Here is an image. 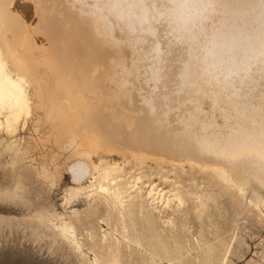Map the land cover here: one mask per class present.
Segmentation results:
<instances>
[{"label":"bare ground","instance_id":"bare-ground-1","mask_svg":"<svg viewBox=\"0 0 264 264\" xmlns=\"http://www.w3.org/2000/svg\"><path fill=\"white\" fill-rule=\"evenodd\" d=\"M24 1L35 25L16 0H0V156L17 184L33 150L45 178L71 174L68 200L87 208L72 209L60 235L87 230L95 252L92 209L103 198L120 230L116 245L103 235L92 264H123L121 246L140 264H191L174 216L192 198L203 212L213 195L178 181L144 186L168 169L221 181L264 220L251 184L264 189V0Z\"/></svg>","mask_w":264,"mask_h":264},{"label":"rangeland","instance_id":"rangeland-1","mask_svg":"<svg viewBox=\"0 0 264 264\" xmlns=\"http://www.w3.org/2000/svg\"><path fill=\"white\" fill-rule=\"evenodd\" d=\"M14 9L28 24H36L31 2L16 0ZM36 41L39 45L45 44L42 36H37ZM26 131L23 136L29 138L30 134ZM32 152L30 158L25 159L23 163L25 167L22 170L21 184L16 183L12 166L8 162L9 157H6V154L0 156V162L5 159L0 163V264H92L95 252L99 255L104 252L101 248L103 235H109L112 243L116 245L115 233L120 230L117 213L113 211L111 202L103 198L97 199L93 205V226L97 241L95 252L91 248L87 230L79 229L75 239L60 235L57 225L63 219L69 220L73 216V210L83 212L87 203L83 200H68V190L74 186L70 173L65 172L61 180L48 179L39 174L34 167L38 165L43 151ZM129 170L131 174L127 176L140 174L134 168ZM163 172V175L155 173L145 177L144 186L148 187L154 183L159 185L160 189L169 191V183L178 181V186L185 191L213 195L203 212L195 211L192 198L184 212L174 216L177 227L175 231L180 235L179 241L183 242L191 264H264V220L248 212L246 206L249 196L245 201L246 206L241 208L235 191H232L234 195H231L221 181L205 173L188 170L186 174L179 175L171 169ZM166 177L169 179L166 180ZM251 184L253 191L264 197V189L256 183ZM261 207L264 210L263 204ZM155 216L161 217L159 214ZM167 216L168 214L164 213L163 219ZM40 218L44 220V224ZM199 242L202 243L201 246ZM77 244H80L81 248H78ZM212 245L216 248L213 255L208 257L206 252ZM121 250L123 264H140V255L137 252L125 250L124 246H121ZM161 262L171 264L167 259L158 261L159 264Z\"/></svg>","mask_w":264,"mask_h":264}]
</instances>
